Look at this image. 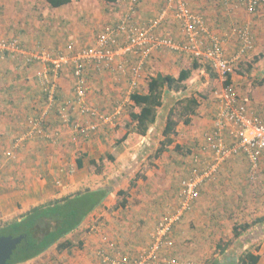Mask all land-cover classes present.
I'll use <instances>...</instances> for the list:
<instances>
[{"label": "crops", "instance_id": "crops-1", "mask_svg": "<svg viewBox=\"0 0 264 264\" xmlns=\"http://www.w3.org/2000/svg\"><path fill=\"white\" fill-rule=\"evenodd\" d=\"M98 1L108 8L107 12L99 11L94 0H72L71 3L57 8L49 4L56 10L57 17L52 15L50 18H44L40 17V13L31 5L30 0H0V39L17 40L28 54H33L39 50L38 46L42 45L36 44L34 36L28 33L29 26L35 25L38 35L43 36L44 40V42L40 39L39 41L44 43L43 45L48 44L45 50L54 56L73 54L79 49L94 46L99 34L107 27L117 26L123 22L128 26L150 27L159 18L161 11L166 10L164 20L153 30V33L178 44L186 40L181 24L175 18L174 11L167 8L165 0H139L135 6L130 0ZM187 1L194 12L205 18L211 33L223 40L227 56L233 57L242 48L241 39L234 34L235 29H245L252 36L254 47L244 53L230 83L241 99L247 94L248 86L250 88L253 85L255 78L252 77L258 76L257 79L261 83L253 94L249 89V94L245 97L250 99L248 103L250 113L264 121V69L256 68L264 65V61L262 63L257 60V57H262L260 60H264V5L255 13H248L232 2L226 5L224 0ZM99 2V9H102ZM75 5L77 9L69 11ZM80 17L85 20V25L74 23ZM56 21H60V24L65 21L64 23L69 25L68 32L54 29L48 33L42 30L45 27L40 26ZM70 25L75 26L72 28ZM98 26L102 27L99 29ZM7 27L13 28L11 33L5 31ZM97 28L99 30L95 33ZM29 29L33 33V28ZM120 40L123 46L127 38L123 35ZM69 45H73V49H70ZM194 60L195 58L180 51L160 47L153 50L149 57L135 53L117 56L115 62L127 65L128 70L125 73L113 69L89 67L86 71L88 93L85 103L108 115L122 105L125 106L128 100L132 104L130 95L136 92L140 85L139 92H146L151 77L157 75L177 77L181 70L190 69ZM197 62L200 67L194 69L190 79L184 83L186 94L194 96L199 101L197 114L191 116L189 125L182 121L183 125L178 127L174 135V144L161 156L164 158L159 157L154 162L155 168L154 171L149 172L148 180L139 179L137 184L131 187L137 191L140 185H144L146 188L143 192H140L134 200L128 196L125 208L113 209L110 206L116 202L112 199V203L108 201L113 192L110 185L103 180L104 175L109 172H97V165L101 163L103 166L109 165L111 161L109 155H113L118 148L115 149L114 141H109L112 133L109 125H102L105 126L104 128L100 126L88 137L79 135L71 124L64 123L60 119L57 108L47 110L44 81L38 76V73L46 68V64L38 61L28 64L23 59L0 57V224L12 221L36 206L71 196L85 189H101L106 194L98 207L73 232V234H83L78 241V243L82 241L81 247L58 253L54 245L24 264H107L103 261L101 253L114 257L128 256L133 259L151 246L160 220L165 215L175 213L180 205L178 198V208L173 213L166 212L162 216L159 215L157 219V214L161 212L162 199L168 200L172 196L168 188L169 183L170 186L173 184L172 180L164 182L165 171L166 173L171 171L167 172L163 166L168 169L177 162V173L180 174V169L184 173V176H179L178 188H180L181 182L190 174L194 166L203 168L214 162L212 153L205 151L203 146L207 144V137L214 134L217 129L215 123L220 108L218 95L223 83L215 72L204 67L205 62L200 60ZM136 67H141L137 76L130 69ZM51 78L58 86L57 105H66L73 100L75 79L71 69L66 68L57 75V78L54 75H51ZM212 82L214 83L210 85ZM134 83L136 86H133ZM203 90L204 93H201ZM66 111L72 121H85L75 109H66ZM45 112L44 126L48 136L34 135L19 142V138L30 129L31 121ZM167 117L164 118L165 123ZM165 123H162L158 112L157 124L150 128L148 135L146 137L138 135L145 146L143 152L139 151L136 160L133 161L135 167L145 154L155 153L160 146ZM127 132L128 130L123 132V136ZM224 134L227 136L226 132ZM226 139L229 144L230 141L232 142L229 136ZM176 145L182 147V150L175 149ZM179 153L186 155L180 162L178 160L181 157L176 158V154ZM170 156L176 158V161H170ZM123 157H120L121 162ZM117 166L119 169L112 176L113 179L115 178L114 185H120V182L127 180L131 182L130 168L120 175L123 165L117 163ZM240 166H242V174L248 172V175L241 176ZM261 168L264 169V155ZM250 170L247 157L242 153L225 161L215 175L200 188L193 208L202 206L206 208L207 203L212 199L232 201L231 209H239L243 205L252 208L255 179L251 178ZM129 188L130 186L128 190ZM239 198H245L246 204ZM137 199H140L141 203H138ZM191 215V212L185 213L172 234L174 247L176 242V252L180 256L184 254V257L182 242L188 236L184 237L183 229L187 228V220ZM255 221L247 224H253ZM246 233L239 239L234 238V243L230 244L232 254L223 255V259L232 257L234 252L240 253L243 249H247L260 234L264 237V222L263 225H253ZM67 237H70V234ZM262 258L258 264L263 263Z\"/></svg>", "mask_w": 264, "mask_h": 264}, {"label": "built area", "instance_id": "built-area-1", "mask_svg": "<svg viewBox=\"0 0 264 264\" xmlns=\"http://www.w3.org/2000/svg\"><path fill=\"white\" fill-rule=\"evenodd\" d=\"M133 6L139 0H130ZM168 9L174 11L175 18L182 26L185 42L178 44L168 38H160L153 33L164 20L166 10L161 11L157 20L150 27L128 26L123 22L117 26L105 28L98 36L94 46L74 51L73 54L52 55L45 49H39L28 54L17 40L0 39V57L6 59H23L26 63L34 61L46 64V68L38 73L44 81V91L47 96V110L57 108L60 119L71 124L73 129L81 136L88 137L97 131L101 125H112L121 114L119 107L111 115L100 112L97 108L88 106L86 71L89 67L97 69H113L125 73L128 68L125 63H117L115 59L128 53L143 54L149 57L153 50L160 47L180 51L202 62L207 63L217 74L223 87L218 95L220 108L216 118V131L207 137L204 150L213 155L211 164L205 167L194 166L190 174L181 182L178 198L179 208L173 214L165 215L156 228L151 246L144 250L140 256L131 259L128 256H111L101 253L103 261L107 264H193L172 256L169 251L174 247L172 239L173 230L185 213L193 208V203L199 196V190L204 183L212 178L220 165L225 161L239 156L241 153L247 157L251 167V178L259 171L262 156L264 155V121L250 113L249 100L240 99L235 93L232 84H227L236 72L244 53L252 50L254 42L252 36L245 29H235L242 42V48L233 57L227 56L223 40L211 33L205 18L194 12L187 0H165ZM225 4L234 3L236 7L244 8L248 13H255L264 0H224ZM127 40L122 46L121 37ZM73 49V45H69ZM70 68L75 79L74 98L66 105H57L58 86L51 75L57 78L62 70ZM137 76L141 67L130 68ZM133 86H136L134 83ZM66 109H75L85 121H72ZM46 112L31 121L30 129L19 138V142L34 135L48 136L45 130ZM232 142L227 141V136ZM196 159V157H195ZM103 252V251H102Z\"/></svg>", "mask_w": 264, "mask_h": 264}, {"label": "trees", "instance_id": "trees-1", "mask_svg": "<svg viewBox=\"0 0 264 264\" xmlns=\"http://www.w3.org/2000/svg\"><path fill=\"white\" fill-rule=\"evenodd\" d=\"M47 1L52 7L57 8L71 3L72 0ZM106 1L114 2L116 0ZM197 61L198 59L195 58L191 68L181 70L177 77L173 75L151 77L147 83L146 92L136 91L130 95L132 110L129 112L128 132L115 142V149L128 140L131 133L142 137L148 135L150 128L157 124L158 112L165 104V98H172L174 104L169 108V114L162 130L163 139L160 141V146L153 153V158L158 159L174 144V135L177 133L179 123L176 117L181 119L184 124L189 125L191 116L197 114L200 106L197 98L186 94V85L184 84L190 79L192 71L200 67ZM204 67L214 72L207 63ZM230 82L229 80L227 84ZM175 149L180 151L182 147L176 145ZM109 159L111 161L115 160L113 155H109ZM140 178L141 176L138 174L131 180L130 187L135 186ZM105 195V191L101 189H85L71 196L36 206L14 220L0 224V237L24 236V240L17 247L8 264L27 263L54 245H56L58 253L81 247L83 245L82 241L76 244L66 237L78 229L85 218L102 202ZM118 195L122 199L115 208H125L128 202V191L120 190ZM263 222L264 217L257 219L253 224L246 223L234 226V238L239 239L253 225H263ZM230 244H218L216 253L219 256L225 255ZM233 254L232 257L226 259L213 256L205 264H258L261 258L260 255L248 250L241 253L234 252Z\"/></svg>", "mask_w": 264, "mask_h": 264}, {"label": "rangeland", "instance_id": "rangeland-1", "mask_svg": "<svg viewBox=\"0 0 264 264\" xmlns=\"http://www.w3.org/2000/svg\"><path fill=\"white\" fill-rule=\"evenodd\" d=\"M94 2L97 5V8L99 11L102 10L104 12H107L108 8L103 6V3L99 2L98 0H94ZM98 2L101 3L102 9H99ZM30 3L35 8V10L40 13V17L50 18L52 15H55L57 17V15L55 13L56 10L53 9L49 5L47 0H30ZM77 3L79 4V1ZM76 5L73 6L72 8L69 7L70 8V9L68 8L69 11L76 10L77 9ZM84 19H85V16H84ZM84 19L80 17L78 19V21H75L74 23L76 25L79 23H83L85 25L86 23H85ZM59 22L60 21H56V22H52V23L47 22L46 24H42L40 26L45 27L42 30L44 32H48V33H51V31H53L54 29H56L60 32H63V31L68 32L69 25H67V23H64L65 21L64 22L62 21L61 24ZM70 26L73 28V26H75V25H70ZM35 27H37V26H35V25H33L32 27L29 26V28H33V33L29 28H28V31H29L28 33L31 36L32 35L34 36L33 39H34L36 44H38V43L42 44V45L38 46V49H47L48 47L46 45H48V44L43 45L44 44V43H42V42H44L43 36L38 35V30ZM101 27L102 26H100V27L98 26L99 29ZM98 28L96 29L95 33L99 30ZM12 29H13L12 27L11 28L7 27L5 31L11 33ZM19 30H20V28H19ZM19 32H21V31H19ZM26 36H28V35H26ZM39 39L42 40V42L39 41ZM261 58L257 57V60L262 61V63H263L264 60L263 59L260 60ZM256 68H258V69L263 68L264 69V65L261 67H256ZM257 77H252V79L253 78H255V79H253V82H252L253 85H251L250 88L248 86V92H247V94L245 93L246 95L249 94V89H251L252 94H253V91L261 83V81H259L257 79ZM213 83L214 82L210 83V85H212ZM140 88H141V85L136 89V91H140L141 90ZM259 90H262V89H259ZM201 93H204V90L201 91ZM252 94H251V98H252V100H254L252 97ZM246 95H244L241 99H245ZM249 101H250V99H249ZM172 104H174V101L172 100V98H165V104L163 105L162 109L159 110V117L162 118L163 124L165 123L164 118L166 116H168V114H169L168 111H169V108L172 106ZM121 108H122V111H121V114L119 115L118 119L115 121L114 124L109 125V127H110L109 130L112 131V133H110L111 136L109 137V141L116 142L117 140H120L123 137V134H124L123 132L128 130L127 124L130 121L129 112L132 110V104H130L129 100H128V101H126L125 106L122 105ZM113 113H114V111H112L108 114L111 115ZM176 120L177 121L179 120V123L177 126V129H178V127L182 126L183 124H182L181 119L176 117ZM104 127L102 126L101 128H104ZM141 141H142V138H140L138 135H136L134 133H131L128 140L123 142L120 145V147H118L119 149L117 148L116 151L114 152V154H113V156L115 158L114 161H110V164L107 166H105V165L103 166L102 163L100 165H97V168H98L97 172H99V173L109 172L107 175H104L103 180L105 182H107V184L110 185L111 192H113V194L108 199V201L110 200L109 201L110 203H112L111 199L116 202L110 206L113 209H116L115 206L122 199V197L117 195L118 190L122 189V190L127 191L128 187L131 185L130 180H127L125 182H120V185H114L115 184L114 183L115 178L113 179L112 176H113V173L117 172V169H119V167L117 166V163L118 164L121 163L123 165V167H121V169H120V173H119L120 175L127 168L128 169L130 168L131 172H130L129 179H132V180L138 174H140V176H141L140 180L147 181L149 172L154 171V168H155L154 164H156L154 162L157 161V159L153 158L154 152L150 153V154H145L144 157L141 159L140 163H138L136 165L137 168L133 165V161L136 160L135 158L137 157L139 151L143 152L145 144H142ZM176 155H177L176 158L178 156L181 157V159L178 160L179 162L181 160H183V158L186 156L184 153H179ZM122 156H124L122 159L123 162L120 161V157H122ZM160 158L162 159L164 157H160ZM176 158L170 156L169 160L170 161H176ZM176 164H177V162L174 163L173 165H171L168 169L165 166H163L167 170V172L171 171V173H166V171H165V175H164L165 177L164 178H166L168 180L164 179V182H166V181L170 182L172 180L173 184L171 186H170V183L168 184V188H170L172 196H170L168 198V200L162 199L163 203H161V206L163 209L160 207L161 212H160V214H157V219L159 218V215L162 216L166 212H168V213L172 212L173 213L174 210H176L178 208V191H179L178 186H179V180H180L179 176L180 177L182 175L184 176V173L181 169L179 170L180 174L177 173V171H178L177 167L178 166ZM179 167H181V166H179ZM239 168L241 170V176L242 175L246 176V174L248 175V172L242 174V166H240ZM246 179H248V176ZM254 179H255L253 182V183H255L254 204H253V206H251L252 208H247V207H245V205H243V206H240L239 209H233V208L231 209L232 201H229L228 199L223 200V201L217 200V199H212L211 201H209V203H207L206 208H204L203 206L198 207V208L196 207L197 209L192 208V210L190 211L192 215L187 220L188 226H187V228L183 229V232L185 233L184 237L188 236L182 242V246H184L182 252L185 253V257H184V254L182 255L183 256L182 257L176 252V250H175L176 249V242H175L174 249H171L169 251V252H172L171 255L176 256L177 258L181 259L182 261L191 262L193 264H205L206 261L209 260L210 258H212L213 256H216V257H219L220 259H223L224 258L223 256H219L216 253L217 252L216 247L220 243H222V244L234 243V235L232 232L233 227L244 224L245 222L246 223L247 222L252 223L256 219L264 217V183H263L264 169L262 170L261 165H260L259 171L256 174V176L254 177ZM104 184L105 183H103V185ZM136 184H137V182H136ZM145 188L146 187L144 185L143 186L140 185V188L136 191L135 188L133 190V188L131 189V187H130L128 190V196L132 197V200H134L136 198V196L139 195L140 192H143V190ZM148 195H149V193H148ZM176 195H177V197H176ZM240 200H243V202L245 203L246 199L243 198ZM137 202L141 203L140 199H137ZM190 212H188V213H190ZM262 236L263 235L260 234L258 236V238H256V240H253V243H251V245H249L247 247V249H243L241 251V252H243V251L248 250V251L253 252L256 255H260L261 258L263 257L262 258L263 263H260V264H264V237H262ZM82 237H83L82 233H77V234L72 233V234H70V237H67V238L72 240L73 242H75L77 244L78 241ZM173 238H174V236H173ZM231 252L232 251L230 250V247H229V249L225 255L229 256L232 254Z\"/></svg>", "mask_w": 264, "mask_h": 264}, {"label": "water", "instance_id": "water-1", "mask_svg": "<svg viewBox=\"0 0 264 264\" xmlns=\"http://www.w3.org/2000/svg\"><path fill=\"white\" fill-rule=\"evenodd\" d=\"M24 240V236H1L0 237V264H8L15 250Z\"/></svg>", "mask_w": 264, "mask_h": 264}]
</instances>
